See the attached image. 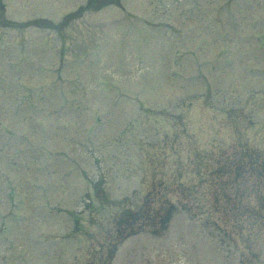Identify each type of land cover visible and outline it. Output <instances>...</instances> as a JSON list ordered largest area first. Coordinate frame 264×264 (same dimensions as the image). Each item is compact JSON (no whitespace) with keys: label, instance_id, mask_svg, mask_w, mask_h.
<instances>
[{"label":"rangeland","instance_id":"374dc122","mask_svg":"<svg viewBox=\"0 0 264 264\" xmlns=\"http://www.w3.org/2000/svg\"><path fill=\"white\" fill-rule=\"evenodd\" d=\"M83 1L0 0V3L4 5L3 17L12 21L46 18L52 23L65 19L68 11L76 10ZM122 1L125 11L107 8L94 14L86 12L64 31L61 25L57 31L36 25L0 26V99L8 103L5 113L11 114L18 99L23 108L29 109L25 123L23 117H17L19 132L10 119L3 121L9 131L0 129V170L6 169L12 179L18 177L20 185L24 184L20 191L27 200L25 203L22 193L15 190L10 211L11 192L0 171V231L10 212L8 238L0 236V264H24L18 256L10 257L12 249L8 245V251L5 246L8 240L17 247L26 244L27 250L34 249V260L28 264H56L63 256L59 254L60 246L71 250L72 237L77 231L90 239L89 248L93 251L92 256L83 258L79 264H97L96 261L101 264L108 246L103 228L109 227V215L114 210L112 200L120 205L125 200L124 204L132 206L147 192L154 205L163 202L159 200L163 195V199L177 206L159 235L134 234L120 242L111 264H241L240 258L245 256L253 263L255 259L263 262V228L236 233L224 222L216 221L214 214L195 211L173 186L179 176L183 184L192 183L197 180L194 173L198 168L209 170L214 165L216 154L204 151L203 143L228 142L232 137L231 123L220 119L219 105L223 98L246 95V89H250L251 97L258 102L247 99L248 115H241L244 100L231 103L226 112L232 117L233 126L235 118L241 116L238 120L245 129L252 112L254 118L259 119L258 127L247 129L238 137L249 143L257 144L256 139L258 144L264 142V0H200L196 9L190 8V0L179 5L176 0ZM85 20L104 27L101 30L81 27ZM75 97L90 103L97 100L96 104L104 101L106 110L98 115L93 111L91 118L84 107L78 108L77 104L83 102L72 106L76 103L71 102ZM44 98L50 103H43L40 99ZM65 100L73 104L64 105ZM177 111H183L184 114L180 113L183 117L171 121L192 122L189 128L194 137L184 139L185 146H179V150L190 147L195 152L194 158L189 164L180 165L174 158V162H170L172 169L167 170V161H164L163 167L151 170L148 161H143L145 157L140 156L147 148L143 134L151 133L160 138L164 132L171 133L165 124L170 112ZM161 115H165L162 120L166 122L159 120ZM61 123L66 124L68 133L57 127ZM145 123L148 126H143ZM41 130L47 131V135L43 136ZM89 133L92 148L102 163H98L92 150H84L83 159L77 155L84 149L77 143L88 142ZM23 138L28 141L25 152L16 149L25 143ZM177 140L178 132L171 141L156 139L152 145L165 149ZM42 144L55 152L58 168L51 166L50 173L38 170ZM12 153L19 156L12 160ZM148 155L152 157L150 150ZM197 155L200 158L203 155L199 166L194 163ZM168 156L165 154L164 158ZM74 161L82 166L78 167ZM133 164L142 168L135 170L136 177L129 176L127 170ZM23 165L28 167L29 173ZM95 167L98 170L93 171L91 177L96 182L83 188L89 180V169ZM81 168L88 175L85 182ZM161 169H165V173L160 172ZM30 175L33 189L38 181L45 183L52 179L57 187L56 195L62 196L67 205L77 203L79 206L84 195L91 199L87 209H92V215L91 211L83 213L82 224H77L73 230L69 231V218L56 216L66 228L55 232L61 240L54 242V253L49 259L45 258L47 250L42 254L35 250L38 247L35 239L43 241L41 235L45 232L37 216L41 209L36 195L24 180ZM60 184L64 186H58ZM165 186L173 189L165 191ZM96 190L100 191L98 197ZM28 212L31 216L27 221ZM9 223L18 227L11 229ZM49 235L52 237L51 233ZM77 239L76 236L75 241ZM74 247L83 250L86 246L80 240ZM95 253H99L100 258ZM71 259L67 264H73Z\"/></svg>","mask_w":264,"mask_h":264}]
</instances>
